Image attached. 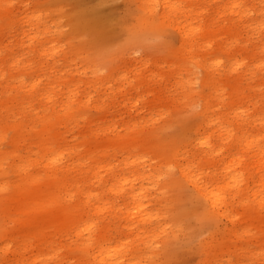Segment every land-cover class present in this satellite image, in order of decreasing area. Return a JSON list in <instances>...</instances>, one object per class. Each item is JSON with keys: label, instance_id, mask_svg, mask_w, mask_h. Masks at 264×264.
Here are the masks:
<instances>
[{"label": "rangeland", "instance_id": "1", "mask_svg": "<svg viewBox=\"0 0 264 264\" xmlns=\"http://www.w3.org/2000/svg\"><path fill=\"white\" fill-rule=\"evenodd\" d=\"M256 141L264 0H0V264H264Z\"/></svg>", "mask_w": 264, "mask_h": 264}, {"label": "bare ground", "instance_id": "2", "mask_svg": "<svg viewBox=\"0 0 264 264\" xmlns=\"http://www.w3.org/2000/svg\"><path fill=\"white\" fill-rule=\"evenodd\" d=\"M181 30V28H179ZM257 144H253V143H248L247 146L249 147V149H251L253 146L257 148L256 152H255V155L258 156V155H262V158L264 159V146L263 145H260V141H256ZM206 150V149H205ZM211 152V154H213L215 152L214 149H210L208 150ZM208 153V152H207ZM221 152H219L218 154H220ZM221 155H224V153H221ZM215 156V159H217L218 155H214ZM223 157V156H221ZM219 157V158H221ZM217 160H215L216 162ZM220 161H222V159H220ZM262 172H264V160L262 162V164L259 166V169H258V175H259V179L262 178ZM230 174L232 175V178H235L236 177V173L233 172H230ZM186 178L187 179H190V183L193 185V187L195 188L196 192L199 193L202 197H205L207 199V201L210 203L209 206H210V211H209V214H210V217L212 218H219V219H230V217L232 216L231 212L232 211H228V209L226 208V210L222 211L221 213L219 212L220 210H222V208L218 207V197H215L213 195H211V191L208 190V188L210 187V184L208 182H200L199 179L197 178H194L193 176H191L189 173H186ZM135 181V180H134ZM134 181L131 182V186L129 187V189H134ZM235 181V180H234ZM133 198V204L136 205L134 207V209H137L136 212H138V210H141L144 208L143 206V202H142V199L135 195V196H132ZM259 203V208H263L264 207V199H260L258 201ZM130 216H134L135 213H130L129 214ZM121 263L123 261H120Z\"/></svg>", "mask_w": 264, "mask_h": 264}]
</instances>
